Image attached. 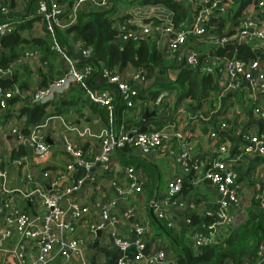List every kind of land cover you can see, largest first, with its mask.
I'll return each instance as SVG.
<instances>
[{"label":"built area","instance_id":"obj_1","mask_svg":"<svg viewBox=\"0 0 264 264\" xmlns=\"http://www.w3.org/2000/svg\"><path fill=\"white\" fill-rule=\"evenodd\" d=\"M32 1L33 9L19 18L13 15L15 8L12 5L0 3V36L12 32L27 20L32 21V26L27 28L36 33L37 27L33 22L38 20L43 32L48 30L51 33V47L65 63L61 72L47 84L28 89L19 84L11 87L0 84V112L8 107L11 99L18 97L21 102H26L23 105L49 103L48 109L52 113L45 121L33 125L30 131L24 130L27 127L25 113L21 123L16 121V117L0 122V264H87L90 255L87 257L84 249L86 240L107 226H112L111 242L120 249L125 251L136 245V259H144L147 264H177V257L171 256L167 247H161L151 255L144 254L149 228L139 209H127L128 215L136 217V237L133 239L121 232V219L109 208L93 206L85 198L82 200L75 196L86 180L99 182L98 176L102 173H92L98 164L112 172L109 184L120 199L143 192L144 184L149 182L148 176L135 165L124 164L117 155L127 144L145 157L154 152L167 156L168 162L179 169L180 172L176 171L168 178L165 196L154 198L150 204L155 214L166 219L174 229L181 231L187 228L188 240L197 252L229 236L233 228L246 219L254 200L259 202L261 209L264 208V0L243 9L240 8V0H182L187 4V15L178 23L174 21V12L165 3L138 2L118 15H127L126 18H116L117 42L150 38L177 63L184 59L199 75L211 73L214 78L221 79L222 86L218 85V95L215 96L217 102L211 108L216 117L215 125L197 136L207 139L212 145L215 156L210 159L206 158L207 155L199 156L197 137L194 138L183 127V116L192 109L191 98L186 97L175 107L179 120L170 116L160 127H149L130 135L131 129L116 125L117 102L123 99L129 106L141 104L140 93H148L146 84L150 77L147 70L140 67L127 75L118 66L109 68L103 62L88 61L92 57V46L84 45L81 40H72L73 52L60 42L58 32L75 24L84 6L101 10L108 8L114 0ZM157 5H163L168 15L148 13L137 18L141 9L148 10ZM224 17L225 25L219 32L216 22ZM21 32L23 34L24 29ZM242 43L252 45L257 57H241L237 50L218 52L219 48L229 44ZM85 60L87 62H81ZM33 63L41 65L42 53L38 49L27 48L8 66H0V77L11 78L17 66ZM178 70L174 68L169 78H175ZM94 76L96 79L92 80ZM100 79L105 84L99 85ZM245 82L249 83L256 99L245 111L250 110L248 115L263 123L260 127L249 124L245 120L246 115L235 111L234 98H227L229 95L233 97ZM75 85L86 92L90 101L107 110L109 124L99 132L76 124L62 112H53L57 100L60 101ZM166 92L160 93L156 99L150 97L146 105L162 104ZM224 96L227 100L222 105ZM247 100L248 96H243L245 104H248ZM85 107L89 109L90 105ZM199 112L210 113L207 103ZM67 114H71V110ZM57 121L62 123L63 131L55 125ZM70 132L77 138H72ZM221 133L225 140H221ZM229 133L241 142L240 148ZM89 138L97 139L98 143L91 141L86 145ZM56 147L63 151L59 161L52 162L53 165L46 164L52 154L59 153ZM25 149L31 154L21 152L20 156L13 155L14 151ZM13 167L20 169L24 185L12 183ZM80 167H84L85 173L74 178V172ZM122 171H126L128 176V181L123 184L119 182ZM186 175H191L194 187L208 183L216 191L215 200L209 205H199L193 192L188 198L182 197ZM18 197L30 209L21 206ZM177 208L184 211L182 227L175 216ZM192 211L202 215L196 224L188 214ZM87 215L91 219L87 234L82 237L75 231L86 226V223L81 225V220ZM208 217H211L210 221ZM255 254L249 257L247 264H264V238L258 243ZM119 263L134 264L135 259L121 257Z\"/></svg>","mask_w":264,"mask_h":264},{"label":"trees","instance_id":"obj_2","mask_svg":"<svg viewBox=\"0 0 264 264\" xmlns=\"http://www.w3.org/2000/svg\"><path fill=\"white\" fill-rule=\"evenodd\" d=\"M1 1L4 4L9 2L7 0H0V3ZM117 1H129L131 3L133 1H139L140 3H165L174 12V21L176 23L180 22V20L187 15V4L182 0H114L106 9L99 10L94 7L90 8L84 6L80 10L77 22L67 29L58 32L60 42L66 48H69L71 52H73L72 40H81L84 45H91L92 57L88 61L94 60L96 62H103L109 68L116 66L125 67L127 65H133L137 68L142 67L147 70L148 77L150 78L161 74L167 75L168 81L156 80L151 86H149L147 94L146 91L140 93L141 104L129 106L126 101L119 99L117 102L116 125H124L131 130L139 127L143 120L145 109L147 107L153 109L151 106L146 105V100L150 97H158V95L163 92V89H176L179 101L189 97L193 100L190 103L192 106L195 105V103H199V106H202L204 102H209V105L213 108L217 102L215 96L218 95L213 74L207 73L199 75L195 69L190 67L184 61V59L177 63L175 58L167 57L157 43L150 38L129 40L124 43L115 40V36L118 32L117 26L115 25L116 18L122 20L127 17V15L117 16L115 14L118 11ZM258 1L259 0H240V8L253 7ZM8 4L12 5V1ZM229 16L231 17L232 14ZM225 19L226 18L224 17L216 22L219 32H221V29L225 25ZM31 26L32 21L27 20L24 23H20L12 32L0 36V43L2 45L0 50V66H8L27 48L38 49L42 53L41 65L43 64V61L44 63L47 62L50 55H54L55 50L51 47L52 37L48 30H45L40 36L25 37L22 34L21 30ZM71 33H73V36ZM234 50H237L238 55L244 58L257 57V53L252 45L247 43L239 45L229 44L226 47L219 48L218 52H232ZM168 58H172V60ZM81 62H87V60ZM174 68H178L179 70L176 73V77L170 79L169 77H171ZM18 69L19 67L17 66L14 69L13 77L11 78L0 77V84L5 87L19 84V82L17 83L19 80ZM93 79H96V77L94 76L92 80ZM47 83L48 82H45L44 84ZM22 86L27 85L26 83H23L20 87ZM72 88L73 90L70 95L72 98L63 99L58 112H63L64 109L67 111L74 110L77 117L85 120V110H87L85 105L88 104L90 105L89 112L91 118L99 115L104 123H109L108 113L104 107L90 101L86 92L79 85L72 86L70 90ZM16 101H18V97L11 99L10 104ZM48 106L49 103L39 102L24 105L21 108V112L27 115V127H25L24 130L30 131L33 128V125L45 121L52 114L49 111ZM160 106L161 104H156L152 107H154L157 112H160ZM135 109L136 112H134ZM168 118L169 113H158L157 115H148L145 122L151 128L153 126L160 127L166 123ZM75 121L76 120H74V122ZM223 135V133L220 134L221 140L226 139ZM133 150L134 148L127 144L120 149L119 153L122 155L121 157L125 164H135L136 167H142L144 171H147L145 172L150 181L149 183L144 184V194L149 196V200H153V198L156 197V189H158L162 183L161 168L158 165L156 166L157 163H153L148 158L133 153ZM21 152L31 154L30 150L25 149L20 152L14 151L13 155L20 156ZM80 171L85 173L86 170L84 167H80L78 172L74 174V178H79L81 175L79 174ZM194 189L195 187L191 182V175H186L184 189L181 194L182 197L188 198L189 194L192 193ZM149 203L146 204V208L151 222L158 228V230H162L168 235L170 243L176 252L177 264H223L224 262H231V264H247L249 257L252 258L256 255L255 252L257 245L264 238V208L261 209L259 207V202L254 200L246 219L237 224L229 236H227L222 242L211 243L204 247L202 251L195 253L193 249L187 246L184 242L183 234L186 233L185 231L187 228L185 227L182 231L175 232L174 228L168 224L166 219L160 218L156 214H150L149 208L151 205ZM21 206L28 208L26 202H22ZM188 214L192 217L194 224L201 220L202 215H199L196 211L188 212ZM207 220L210 221L211 217H208Z\"/></svg>","mask_w":264,"mask_h":264},{"label":"crops","instance_id":"obj_3","mask_svg":"<svg viewBox=\"0 0 264 264\" xmlns=\"http://www.w3.org/2000/svg\"><path fill=\"white\" fill-rule=\"evenodd\" d=\"M7 1H9V2L12 1V6H13V5H15L14 3H16L18 0H14V2H13V0H7ZM25 3L26 4L24 6L23 12H21L23 8L19 9V8H15V6H13V8H15V12L13 14L15 17H17V18H19V16L25 17L27 15V12L30 11V9L31 10L33 9L34 5H31V4H34V2L32 0H26ZM117 6H118V8H121L122 6H125V5L123 4L122 1H117ZM21 7H23V5ZM33 24H34V26L37 27L36 33L33 32L32 30H29V28H25L24 33H23V35L25 37L40 36L43 34V30H42L38 20L33 22ZM73 50H74V48H73ZM64 63H65V61H64L63 57L60 54H58L56 51H54V55H50L47 62L44 63V61H43L42 65H39L37 63H33V64H28V65L18 66L19 67V69H18L19 80L17 81V83L19 82L20 85L23 83H26L27 86H22L26 89H28L29 87L32 88V87L39 85V84L43 85L45 82H49L57 73L61 72V70L63 69ZM119 69L121 71H124L125 74L128 75V74L134 72L137 69V67H134L133 65H127L125 67L119 66ZM32 78L34 79V82H32ZM155 80H156V77L149 78L148 83L146 84L147 88H149V85L151 86L155 82ZM157 80H159V78H157ZM100 82L102 83L103 79H100ZM215 82H216V86L218 88V85L221 84V79H218V77H217V78H215ZM103 84H105V82H103L102 84H99V85H103ZM221 86H222V84H221ZM73 88L69 92H67V94L64 97L60 98L59 99L60 101L57 100V102L54 104L53 112H58V110L61 107V101L63 99L72 98L70 95H71V91L73 90ZM243 96H248V100H247L248 104H245L243 102ZM227 98H232V100L234 98L235 111H240L241 113L246 115L245 120H247V122L249 124L255 125L257 127H260L263 125V123L260 122L259 119H257L256 117L248 115V112L250 110L245 111L247 109V106L249 105V103H251L255 98L254 94L252 93V90L250 88L249 83H246V82L243 83L242 89L236 91L234 93L233 97H230V95H229V96H227ZM227 98H226V100H227ZM240 99H241V103H240ZM174 102H175V104L173 105L174 110L172 109V111H168L167 110L168 107H166L164 109H160L161 111L158 113L159 114H162V113L168 114L169 113V118L171 116V118H173V119L176 118V120H179L175 114V107L181 101H179V99L177 97V99H175ZM255 102H256V99L254 100V103ZM25 103H26L25 101L21 102L20 100H18L14 103L9 104L8 107L4 111L0 112V122L6 121V120L8 121L10 118L16 117V121L21 123L20 119L22 118V114H23L21 112V108L24 106L23 104H25ZM206 103H207L208 111L210 113H207L208 115H205L202 113L198 114V113H200L199 112L200 110H203ZM206 103L204 102L202 104V106H199L200 105L199 103H195V105H193V106L191 105L192 106L191 112H189L183 116V118H185V124H183V127L185 129H188L193 134L194 138H196L198 135H201V134L207 132L209 129H212L213 126L215 125V119H216L215 114L211 111L212 107L209 105V102H206ZM160 107H163V106H160ZM89 109L85 110L86 111L85 120L84 119L82 120V118L77 117L76 112H73L71 114H67L68 111L66 109H64V111L62 113L64 115L66 114L67 117L71 118L72 120H76L75 121L76 124H79L81 126H89V127H91V129L93 131L99 132L103 127H105L109 123L108 124L104 123L99 115L93 116L91 118ZM1 113H3V114H1ZM202 117L203 118L206 117L207 119L205 120ZM116 121H117V113H116ZM55 125L57 126L59 131H63V129H62L63 125L60 121H57V123ZM229 135L231 137L233 136L231 133H229ZM70 136L74 139L77 138V135L75 133H72V132H70ZM223 136H225V135H223ZM232 138H233V141H235L239 145L238 148H240L241 142H238L234 136ZM196 139L198 141V143L196 145V151L200 157L203 158L207 155L206 158L210 159V158L215 156V153H212L213 147L207 139H202L201 137H197ZM91 141L98 143L97 139L89 138L85 142V143H87L86 145H88ZM1 142H3V141H1ZM2 146L4 147V144H2ZM56 150L59 153L52 154V156L50 157L49 163H46V164L53 165L52 162L59 161V159H60L59 155L63 151L60 150L59 147H56ZM133 153H137V155L142 156L136 150H133ZM117 155H118L119 159L123 162L124 160L121 157L122 155H120L119 152L117 153ZM144 158H148L150 161H152L155 164L157 163L156 166L157 165L159 166V164H160L159 167L161 168L162 183H161V186L158 189H156L155 196L157 198H162L165 196L168 178L172 174H175L176 171L177 172H180V171L175 166H173L172 162L171 163L168 162L169 157L164 156V155H160L156 152H154V153H152L146 157L144 156ZM63 162H64V158H63ZM130 165H135V164H130ZM245 166L246 165L241 167V172L244 170ZM140 169H142V171L146 174V172H147L146 170H145L146 171L145 172L142 167H140ZM95 171L97 173H102L101 176H98L99 182L96 183L95 181H92V180H86L82 184V186L77 190V192L75 193V196H77L78 198H80L82 200L85 198L86 201L89 202L93 206H99L100 208H101V206H102V208H109V210L112 214H116L121 219V221L119 223L120 228H121V232L125 236L133 238V239L136 237V231H135L136 217L132 216V215H128L127 209H129L130 207H133L135 209H139L140 214H141V218L147 222V224H148L147 227L149 228V230L147 231V234H146V247L143 251L144 254L145 255H151V254H154L153 251H157L161 247H167L171 253L170 255L177 257L176 252L170 243V240L167 239L168 237H166V235H164V232L162 230H158V228L155 225H153V223L151 222L148 210L146 208L147 207L146 204H148L151 199L149 200L148 199L149 196L144 194V190H143V192H140V193L131 194L130 196H134V198L137 201H136V203L129 204L127 200L130 196L120 199L115 188L109 184L111 177H112V172L104 170L103 167L100 166V164H98L93 169L92 173H95ZM77 172H78V170H76L74 172V174ZM11 173H12V180L11 181L14 185H24L25 184V180L23 179V176L20 173V169H18L17 167H13ZM82 173H83V171H80V173H79V174H81L80 176L83 175ZM127 181H128L127 172L122 171L120 173L119 182L122 183V182H127ZM97 184H99V185L97 186ZM192 195L195 198V201L197 202V204L209 205L211 202H213L215 200L216 191L214 189L212 191V188L208 185V183H203V184H199L198 186L195 187ZM156 197H154V198H156ZM18 201L20 204L22 202H25L20 197H18ZM110 203H114V204L109 206ZM106 206H109V207H106ZM152 208L153 207L150 206L149 212H150V214L155 215V210H153V212L151 211ZM28 209H30V207ZM174 211H175V216L180 220L181 227H182L183 226L182 225V222H183L182 218H183L184 211L180 208H177ZM90 219H91V216L87 215L85 218H83L81 220L82 221L81 225L86 223V226H84L83 228L76 229L75 233H77V235L83 237L84 235L87 234L88 222ZM103 231H104V229H103ZM174 231L179 232L177 229H174ZM103 233L101 234V236H98L97 232H95V234L93 235V238L91 237V238L86 240V242L84 244L85 245L84 249L86 250L87 257H88V254L90 255V259L88 258L89 262L87 264H120L119 258H121V257H129L131 259H135L134 264H147L144 259H136V256L138 253V249H137L136 245H132L131 247H129L127 250L124 251V250L120 249L118 246H116L113 242H111L110 239H109L108 244H104ZM96 240H98V242L96 245H94V242Z\"/></svg>","mask_w":264,"mask_h":264},{"label":"rangeland","instance_id":"obj_4","mask_svg":"<svg viewBox=\"0 0 264 264\" xmlns=\"http://www.w3.org/2000/svg\"><path fill=\"white\" fill-rule=\"evenodd\" d=\"M25 1L26 0H18L16 3H14L15 5H13V6H15V8H19V9H22V11L21 12H23V10H24V6H25ZM139 1H133L132 3L131 2H123V4L125 5V6H122L121 8H118V11L115 13L117 16L118 15H120L123 11H125V10H127V9H131L132 7H134L135 5H137V3H138ZM1 3H2V1H1ZM9 2H6L5 4H8ZM2 4H4V3H2ZM152 5H155V3H151ZM23 5V7H21ZM144 7H149V6H144ZM148 13H160L161 15H163V16H167L168 15V10L167 9H165V7L163 6V5H157V6H155V7H153L152 9H141L139 12H138V14H137V18H143V17H145ZM168 59H170V60H172V58H168ZM154 77H156V80H157V78H159V80L160 81H168V77H167V75H165V74H161V75H158V76H152L151 78H154ZM155 80V81H156ZM32 82H34V79L32 78ZM163 92L164 91H167L166 93V96H165V99H164V101H163V103L161 104V106H163V107H160V109H164V108H166V107H168V111H172V109H173V105L175 104V99H177V97H178V93H177V90L176 89H174V90H165V89H163L162 90ZM162 93V92H161ZM159 96V95H158ZM241 96V95H240ZM157 98V97H156ZM155 98V99H156ZM230 100H232V98H230ZM240 103H241V99H240ZM151 105H154V104H151ZM151 108H154V107H152L151 106ZM68 109V108H67ZM174 110V109H173ZM161 111V110H160ZM74 112V110H71V113H73ZM134 112H136V109L134 110ZM159 166H160V164H159ZM212 191H213V189H212ZM128 203L129 204H131V203H135L137 200L134 198V196H130L129 198H128ZM243 219V217H241V220ZM111 229H112V226H107L105 229H104V233H103V236H104V240H103V242H104V244H108L109 243V239H110V231H111ZM188 233V232H187ZM187 233H184L183 234V236H184V242H185V244H187V246H189V247H193L192 246V244L190 243V241L188 240V238H189V234H187ZM164 235H166V237H168V235L166 234V232H164ZM167 239H169V237L167 238ZM166 240V239H165ZM193 249V251L195 252V253H197V250L193 247L192 248ZM171 254V253H170Z\"/></svg>","mask_w":264,"mask_h":264},{"label":"water","instance_id":"obj_5","mask_svg":"<svg viewBox=\"0 0 264 264\" xmlns=\"http://www.w3.org/2000/svg\"><path fill=\"white\" fill-rule=\"evenodd\" d=\"M225 99H226V96L223 97L222 105L225 104ZM157 114H158V112H157V110L155 108L150 109L149 107H147L145 109L144 114H143V120L141 122V125L139 127H136L134 129H132L131 132H130V135H133V134H135L137 132H141V131L147 130L149 128V126L146 124L145 119L147 118L148 115H157ZM48 140L51 141V139L49 137H48ZM151 211L153 212V208L151 209ZM102 233H103V229H98L97 235L101 236ZM97 242H98V240H96L94 242V245H96Z\"/></svg>","mask_w":264,"mask_h":264}]
</instances>
